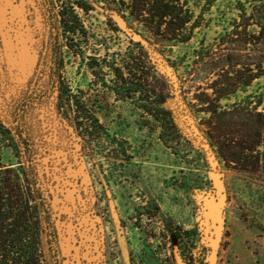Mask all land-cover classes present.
Returning a JSON list of instances; mask_svg holds the SVG:
<instances>
[{
  "label": "rangeland",
  "instance_id": "rangeland-1",
  "mask_svg": "<svg viewBox=\"0 0 264 264\" xmlns=\"http://www.w3.org/2000/svg\"><path fill=\"white\" fill-rule=\"evenodd\" d=\"M239 1L249 14L254 1ZM74 2L89 8L86 13L76 8L89 32L88 45L83 59L68 56L65 75L72 88L90 92L93 58L104 56L107 48L108 54L127 51L139 39L140 26L127 14L121 18L106 0ZM232 4L235 8L236 0H217L205 12L208 26L195 31L189 44L168 51L182 59L175 69L180 81L172 84L200 106L194 98L199 88L212 94L211 87L249 80L222 99L241 102L245 109L224 116L220 126L253 133L259 120L264 123L256 113L264 114V42L244 43L242 31L228 37L239 15L234 8L222 11ZM200 6L194 0L191 8L197 14ZM45 37L35 0H0V108L32 77ZM201 46L208 52L191 65L193 50ZM106 103L98 114L103 126L92 156L76 147L56 150L44 160L63 264H173L172 239L179 237L171 233L196 226L211 245L212 264H264V227L257 224L264 216L257 198L264 194V174L219 172L214 163L206 166L179 133L141 125L133 101L110 94Z\"/></svg>",
  "mask_w": 264,
  "mask_h": 264
},
{
  "label": "trees",
  "instance_id": "trees-1",
  "mask_svg": "<svg viewBox=\"0 0 264 264\" xmlns=\"http://www.w3.org/2000/svg\"><path fill=\"white\" fill-rule=\"evenodd\" d=\"M106 1L108 7H117L121 18L127 14L140 26L135 31L139 39L123 53L108 54L107 48L104 56L93 58L89 68L95 87L87 92L72 88L65 64L68 56L85 57L89 32L76 8L85 13L89 8L74 0H35L46 28L36 68L26 85L6 100V110L0 108V264H63L44 160L56 150L76 147L92 156L103 126L98 114L110 94L133 101L141 125L179 133L203 156L206 166L214 163L219 172L232 168L264 174V123L259 120L253 133L220 126L224 116L245 109L241 102L221 103L222 99L248 86L249 80L211 87L212 94L199 88L194 98L200 106L173 88L172 81L181 78L175 69L182 59L168 51L189 44L195 31L208 26L205 12L217 0H200L197 14L191 8L194 0ZM253 1L249 14L236 0L235 8L230 5L222 15L234 8L239 17L232 25L234 31L226 34L232 37L242 31L244 43L257 45L264 42V0ZM208 50L202 46L193 50L196 58L191 65ZM100 84L102 90L96 88ZM205 124L209 127L203 128ZM257 198L264 214V194ZM257 224L264 227V216L257 218ZM176 234L173 264H212L211 245L198 226L171 233Z\"/></svg>",
  "mask_w": 264,
  "mask_h": 264
}]
</instances>
